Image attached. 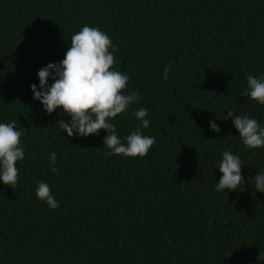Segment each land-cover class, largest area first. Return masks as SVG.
Returning a JSON list of instances; mask_svg holds the SVG:
<instances>
[{"label": "trees", "instance_id": "trees-1", "mask_svg": "<svg viewBox=\"0 0 264 264\" xmlns=\"http://www.w3.org/2000/svg\"><path fill=\"white\" fill-rule=\"evenodd\" d=\"M85 25L109 36L112 70L141 97L110 121L122 142L148 111L144 158L110 155L103 130L69 138L59 121L70 117L33 99L38 71ZM248 75L264 77V0H0V123H15L25 150L17 186L0 181V264H264V193L251 179L264 148L223 119L264 127V105L241 95ZM224 151L241 160L243 191H216Z\"/></svg>", "mask_w": 264, "mask_h": 264}, {"label": "clouds", "instance_id": "clouds-1", "mask_svg": "<svg viewBox=\"0 0 264 264\" xmlns=\"http://www.w3.org/2000/svg\"><path fill=\"white\" fill-rule=\"evenodd\" d=\"M115 52L116 48L106 33L99 28L83 26L70 38L64 59L59 63H49L38 71L39 90L35 84L31 85L33 99L38 100L48 114L61 109L62 113L70 117V122L59 121L60 128L69 138L74 134L78 137L99 135L103 130L108 133L103 143L110 150V155L144 158L155 143L154 137L141 132V128L148 129L150 125L146 118L147 109L140 108L135 112L136 119L141 123L125 138L126 143L121 141L115 124L110 122L141 99L138 92L125 94L129 77L112 70ZM169 71L170 65L164 70V79H167ZM246 79L247 91L241 95L264 105V77L248 75ZM233 116L234 112L228 110L227 117L223 119H232L244 145L249 149L264 148V127L248 116ZM209 124L212 131H221L215 121ZM22 135L14 122L0 123V181L12 189L17 186L19 176L17 162L25 158ZM49 161L52 165L56 164L55 152L50 154ZM218 168L222 175L216 183V191L227 190L228 193L244 190L242 165L238 156L231 151L222 152ZM51 171L57 173L54 166ZM251 179L255 181V192L264 193V173L259 172ZM36 195L52 210L60 206L51 194L49 185L44 182L38 183Z\"/></svg>", "mask_w": 264, "mask_h": 264}]
</instances>
